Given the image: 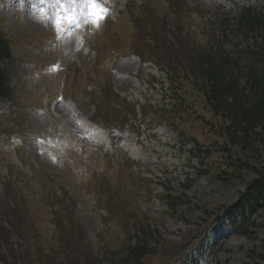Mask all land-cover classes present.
I'll return each instance as SVG.
<instances>
[{"label": "rangeland", "instance_id": "1", "mask_svg": "<svg viewBox=\"0 0 264 264\" xmlns=\"http://www.w3.org/2000/svg\"><path fill=\"white\" fill-rule=\"evenodd\" d=\"M100 1L111 11L106 12L96 26L90 15L86 22L89 6L85 0H60L59 3L53 0V10L57 4L64 3L65 10L74 11V27L83 36L74 40L64 27L47 21L43 11L47 4L41 5L39 0H0V32L11 41L19 70L11 80L19 104L11 111L0 110V144L4 143L8 133L19 130L17 132L23 131L24 149L22 154L11 142L0 149V224L12 231L1 209L5 207L8 216L14 219L12 207L19 200L30 215L36 242L43 251L48 252L60 243L58 230L62 226L59 220L65 215L83 227L85 238L98 252L100 243L110 248L122 245L126 238L124 217L139 215V208L172 238L179 239L181 231L200 235L192 251L196 259L193 264H247L249 254L261 238V231L253 228L251 234H233L222 216L207 214L210 208L217 209L236 201L237 193L245 184L222 182L216 178L211 169L215 166L209 168L211 161L200 155L191 135L183 137L179 128L168 119L162 124H152L140 136L129 129L113 140L114 146L110 150L114 159L109 162V155L76 136L65 105L71 102L85 119L92 115L94 108H98L103 116L113 109L128 112L126 106L121 105L123 97L131 104L137 103L138 107H150L163 117L176 112L181 101L173 88H181L183 81L178 82L170 73L169 56L172 54L181 62V54L195 43H208L215 19L224 16L227 21H232L245 6L264 7V0ZM123 7L136 18V34L141 35L138 23L140 15L146 14L151 17L147 25H151L154 38L161 41L158 35L165 33L181 54L165 50V56L159 57L151 52L156 49L154 47L146 52L135 51L147 58L141 64L137 57L119 53L111 43L106 27ZM156 19L162 23L152 25ZM159 26L163 27L162 32H159ZM87 29H93L94 33L89 36ZM216 34H221L218 28ZM226 35L231 38L230 31ZM149 40L154 43L151 36ZM49 62L59 63L61 69L52 71L47 66ZM44 67L47 70L43 71ZM70 72L74 74L75 89L71 101L65 96L63 87ZM59 95L62 96L60 100L57 99ZM5 103V99L0 98V104ZM197 104L192 108L201 116H194L198 119L195 123L188 118L186 129L200 141L210 143L217 139L211 129L218 128L219 124H212L211 113ZM182 107L188 108L187 105ZM146 121L151 122V117L147 116ZM201 127L207 128L209 133L202 134ZM126 140L137 142V154L127 151ZM238 150V161L234 165L241 172L250 173L254 166L264 165V140L253 147L241 145ZM125 155L135 159V167L129 169L125 165ZM228 162L233 160L229 158ZM204 168L209 171L200 172ZM35 169L39 171L35 172ZM138 172L153 181L154 193L161 192L163 184L177 190L179 186L187 185L184 192L192 204V211L187 210L184 219L171 215L157 197H149L143 192V187L134 180ZM106 189L113 210V217L107 223L98 206L99 193ZM205 212L207 215L204 216ZM261 214V211L249 213V221L258 223ZM201 216L209 219L198 220L201 228L204 225L198 230L193 218ZM185 221H188L187 226L183 224ZM223 235L225 237H221ZM214 239L223 241L218 250L212 249ZM98 257H101L100 253Z\"/></svg>", "mask_w": 264, "mask_h": 264}, {"label": "trees", "instance_id": "2", "mask_svg": "<svg viewBox=\"0 0 264 264\" xmlns=\"http://www.w3.org/2000/svg\"><path fill=\"white\" fill-rule=\"evenodd\" d=\"M229 23V22H228ZM238 41L228 43L215 39L205 50H194L187 54V71H176L179 66L170 64L173 71L185 80V85L192 88H180L182 104L187 109L181 113L182 120L176 125H185L188 118L198 121L194 116H201L194 105L208 109L218 123L212 128L217 136L210 143H198L203 157L211 161L210 166L215 177L224 182H243L246 186L236 201L217 209L228 217L234 234H251L253 228L261 231V238L249 254L247 264H264V165L250 172H241L234 165L241 145L253 147L264 140V10L245 7L234 21ZM12 56L9 43L0 33V97L9 95V78L11 76ZM193 109V110H192ZM207 112V111H206ZM222 124V125H221ZM202 134L209 133L201 127ZM232 145H235L233 148ZM219 148L220 151H217ZM227 151L231 153H226ZM226 153V154H224ZM226 158V159H225ZM233 162L229 163L228 159ZM225 159V161H224ZM248 164L246 163V166ZM249 167V165H248ZM209 170L206 169V172ZM161 203L174 216L184 218L185 211H192V204L184 191L165 186L158 195ZM183 208V211L180 209ZM140 212V210H137ZM261 211L258 223L249 221V213ZM214 213V208L207 214ZM206 212L204 214L207 215ZM200 228L198 220L205 221L203 216L193 219ZM188 222V221H187ZM127 228L122 245L110 248L100 243V255L94 253L89 244L82 245L81 231L70 232L69 240L61 244L59 249L43 251L34 248L31 243L23 241L12 243L4 248L0 264H182L191 262L188 250L197 236L195 232H186L180 240L165 237L164 233L147 217L139 213L126 220ZM203 226V225H202ZM217 245V243H215ZM64 254L63 256L59 254ZM186 262L185 264H188Z\"/></svg>", "mask_w": 264, "mask_h": 264}, {"label": "snow or ice", "instance_id": "3", "mask_svg": "<svg viewBox=\"0 0 264 264\" xmlns=\"http://www.w3.org/2000/svg\"><path fill=\"white\" fill-rule=\"evenodd\" d=\"M59 2L60 0H57V3ZM90 2L92 4H95V0H90ZM106 14H107L106 10L104 9H101V11L98 13H89V15L92 17L91 22L95 24L96 26H99V22L104 18ZM58 26H59V22H58Z\"/></svg>", "mask_w": 264, "mask_h": 264}]
</instances>
